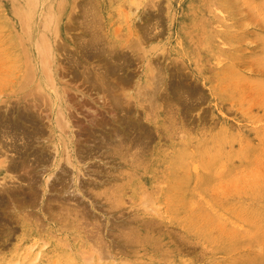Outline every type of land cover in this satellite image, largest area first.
Returning a JSON list of instances; mask_svg holds the SVG:
<instances>
[{
	"label": "rangeland",
	"instance_id": "obj_1",
	"mask_svg": "<svg viewBox=\"0 0 264 264\" xmlns=\"http://www.w3.org/2000/svg\"><path fill=\"white\" fill-rule=\"evenodd\" d=\"M0 264H264V0H0Z\"/></svg>",
	"mask_w": 264,
	"mask_h": 264
},
{
	"label": "bare ground",
	"instance_id": "obj_2",
	"mask_svg": "<svg viewBox=\"0 0 264 264\" xmlns=\"http://www.w3.org/2000/svg\"><path fill=\"white\" fill-rule=\"evenodd\" d=\"M34 2V1H33ZM39 15V14H38ZM41 20H42V18H41ZM98 31V30H97ZM38 41V40H37ZM36 45V44H35ZM36 47V46H35ZM37 48H39V52H40V54H42L43 55V53H44V51H43V49H41V47L40 46H38ZM42 50V51H41ZM54 50V49H53ZM45 54V53H44ZM93 54V53H92ZM44 56V55H43ZM42 69V68H41ZM122 69V68H121ZM42 71V70H41ZM49 71V70H48ZM43 72V71H42ZM44 73V72H43ZM45 73H46V71H45ZM50 73V72H49ZM114 73V72H113ZM49 74H48V72H47V74H46V76H48ZM47 78H49V80H50V82L52 83V85H55V83H54V79H53V77H52V75H49ZM50 83V84H51ZM251 121V120H250ZM175 134H177V133H175ZM198 136V135H197ZM207 158H208V156H207ZM159 163V162H158ZM167 166V165H166Z\"/></svg>",
	"mask_w": 264,
	"mask_h": 264
}]
</instances>
